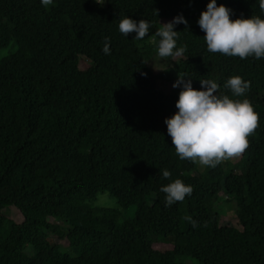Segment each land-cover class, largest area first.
<instances>
[{
  "label": "trees",
  "instance_id": "1",
  "mask_svg": "<svg viewBox=\"0 0 264 264\" xmlns=\"http://www.w3.org/2000/svg\"><path fill=\"white\" fill-rule=\"evenodd\" d=\"M207 2L0 0V264H264V58L208 52L197 24ZM217 4L230 19L261 15L257 0ZM179 14L185 51L159 74L155 32ZM125 16L149 21V34L122 35ZM177 74L195 89L213 79L230 97L226 79L250 82L258 124L237 159L196 169L177 157L163 121L179 91L158 86ZM177 178L192 192L165 207L159 188ZM104 193L119 208L94 205ZM229 199L241 228L221 223Z\"/></svg>",
  "mask_w": 264,
  "mask_h": 264
},
{
  "label": "clouds",
  "instance_id": "2",
  "mask_svg": "<svg viewBox=\"0 0 264 264\" xmlns=\"http://www.w3.org/2000/svg\"><path fill=\"white\" fill-rule=\"evenodd\" d=\"M98 3V0H96ZM47 7L53 0H40ZM261 15L240 16L230 19L233 10L217 0H208L202 10L197 24L204 33L203 39L207 51L220 53L228 57L244 60L264 58V0H257ZM178 24L186 27L188 21L179 14L169 22L160 23L153 42L157 56L160 58L182 56L185 49L177 46ZM151 23L145 19L134 20L125 16L119 19L118 30L125 37L135 33L134 40H142L149 34ZM110 40L104 37L101 51L110 54ZM193 78L177 74L172 88H179L175 101V111L164 118L167 135L175 153L180 160L199 162L209 168L216 167L221 161L240 155L248 146L247 137L253 133L258 124V114L253 110L245 93L250 82L240 76H230L223 83L228 94L219 91L221 85L213 79H199V89L192 86ZM238 97H245L237 99ZM161 178L167 179L171 173L160 170ZM159 191L164 193V206L169 207L190 195L192 187L181 179L171 180L162 185ZM226 198V197H225ZM232 199L227 200L230 202ZM195 226L191 217H186Z\"/></svg>",
  "mask_w": 264,
  "mask_h": 264
},
{
  "label": "rangeland",
  "instance_id": "3",
  "mask_svg": "<svg viewBox=\"0 0 264 264\" xmlns=\"http://www.w3.org/2000/svg\"><path fill=\"white\" fill-rule=\"evenodd\" d=\"M7 52H9V47L2 49L0 51V54H6ZM81 59L82 60L80 61V65L83 66L85 63H87L86 62L87 60L85 58H81ZM169 65H170V62L167 60V58H160L157 55H154L151 61V66H153L155 71H157V73L159 74L165 71L169 67ZM158 86L159 88H161L167 93L177 92L180 90L179 88L173 89L171 84L165 81H161V80L158 81ZM237 157L238 156H234L232 158L237 159ZM199 165H200L199 162H197L196 169L199 168ZM193 173L197 174L196 171H193ZM149 201H150V204H153V202L155 201V194L149 197ZM93 203L96 206H103V207H108V208H119V205L117 204L116 199L109 196V194L107 193L98 195V198ZM222 207H223L222 209L223 212H222L221 223L231 224V225L237 226L238 228H241V224L239 223L236 217V213H235V210L237 209L236 201H233V200H231L230 202L223 201ZM136 208H137L136 205H132L128 207L127 209H124V210L122 209V213H121L122 217L126 219L133 218L136 213Z\"/></svg>",
  "mask_w": 264,
  "mask_h": 264
},
{
  "label": "bare ground",
  "instance_id": "4",
  "mask_svg": "<svg viewBox=\"0 0 264 264\" xmlns=\"http://www.w3.org/2000/svg\"><path fill=\"white\" fill-rule=\"evenodd\" d=\"M233 201H236L235 199H232ZM236 203H237V201H236ZM237 210V209H236Z\"/></svg>",
  "mask_w": 264,
  "mask_h": 264
}]
</instances>
